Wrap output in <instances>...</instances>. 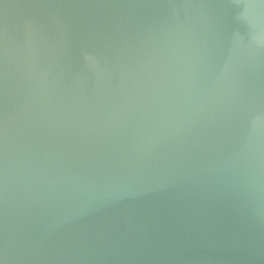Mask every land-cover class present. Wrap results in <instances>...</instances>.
<instances>
[{
  "label": "water",
  "instance_id": "water-1",
  "mask_svg": "<svg viewBox=\"0 0 264 264\" xmlns=\"http://www.w3.org/2000/svg\"><path fill=\"white\" fill-rule=\"evenodd\" d=\"M0 264H264V0H0Z\"/></svg>",
  "mask_w": 264,
  "mask_h": 264
}]
</instances>
